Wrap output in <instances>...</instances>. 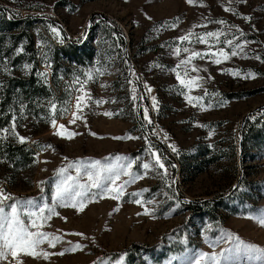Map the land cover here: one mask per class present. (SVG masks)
<instances>
[{
	"label": "rangeland",
	"instance_id": "rangeland-1",
	"mask_svg": "<svg viewBox=\"0 0 264 264\" xmlns=\"http://www.w3.org/2000/svg\"><path fill=\"white\" fill-rule=\"evenodd\" d=\"M226 7L232 11H225ZM0 8L10 18L34 20L29 31L37 52V79L53 90L31 107L20 96L16 98L11 119L0 126L8 129L0 133V146L6 142L23 145L31 157L25 165H16L1 149L0 187L17 199L51 204L60 179L58 168L73 162L68 173L75 176V161L110 163L117 155L134 161L132 171L141 176L125 187V195L118 200L96 196L81 212L57 205L60 215L46 220L41 231L62 239L54 247L46 241L39 246L37 251L48 252L47 258L19 253L16 260L20 264H180L196 251L219 253L226 245L209 247L205 239L226 237L229 232L264 249V226L250 218L264 209V0H193L191 4L187 0H0ZM218 20L226 23L220 25ZM49 24L61 30L62 42ZM105 24L120 33L124 45L117 33L103 32ZM221 29L226 36L213 48H223L228 58L221 57L220 64L207 56L192 61L200 71L192 72L189 67V76L204 80L201 87L187 93L200 101L189 103L172 72L188 54L181 51L176 56L173 50L179 46L203 53L207 45L177 38L189 31ZM225 39L232 44H225ZM241 40L247 43L231 55ZM67 42L90 58L76 63L75 58L61 54L57 88L51 59L54 46ZM24 64L13 66L5 57L0 60V94L9 79L28 77L30 70ZM5 66L10 72L3 71ZM231 70H239V75ZM64 71L67 75H62ZM81 94H86L87 107L78 111L75 100ZM50 102L57 104L55 127L50 123ZM145 107L151 124L143 121ZM73 112L82 118L76 119ZM13 116L16 133L27 138L23 143L11 134ZM57 131L75 135L67 138L56 135ZM128 135L137 138H124ZM145 136L165 158L167 175L158 169L145 174L141 167L151 159ZM169 144L177 151L172 152ZM125 179L122 176L117 183ZM80 180L87 177L81 175ZM172 180L175 183L169 186ZM136 198L155 211L145 215L143 207L133 202ZM204 202L212 215L201 209ZM69 242L85 247L63 251L71 246ZM233 259L240 264H264V257L255 255ZM16 260L9 254L0 264H16Z\"/></svg>",
	"mask_w": 264,
	"mask_h": 264
},
{
	"label": "snow or ice",
	"instance_id": "snow-or-ice-1",
	"mask_svg": "<svg viewBox=\"0 0 264 264\" xmlns=\"http://www.w3.org/2000/svg\"><path fill=\"white\" fill-rule=\"evenodd\" d=\"M189 4L193 2V0H187ZM225 11H232L231 7H226ZM245 20H250V17L244 16ZM148 19H151L148 17ZM220 25H224L226 22L223 20L215 21ZM175 27V22L172 24ZM49 30L53 33V35L57 38H61L62 42V32L59 28L49 24ZM163 27V25L161 26ZM195 27V26H194ZM234 27L239 31L238 26H230ZM241 35L243 33L241 32ZM226 36V33L223 30L216 31H205L203 33H193L189 31L188 33L181 35L177 38L179 42H188L190 44L201 43L206 44L207 49L205 52L201 53L199 51L190 49L189 47H175L173 50V54L176 56L180 55V52L183 51L188 55L179 61V63L172 68V72L176 76V80L179 85L185 90L182 92L185 95V99L189 103L199 102L200 97H193L188 95V91L193 88L201 87V84L204 80L203 77L199 75L189 76L188 69L191 67L192 72H199L200 69L192 64V61L196 58L203 59L207 56L209 59H214L216 64L221 63V57L223 59L228 58V53L225 52L223 48L218 50H214L213 45L220 43V37ZM211 38V40H210ZM236 37L233 35V40ZM38 43H40L38 41ZM225 44H232V41L225 39ZM247 41L241 40L239 43L233 46V51L231 55H237V49L242 50V45L246 44ZM162 47L164 45H161ZM22 48H17L16 52H22ZM257 59H261L260 56L256 57ZM25 70H31V64H24ZM183 69V73L181 72ZM5 73L10 72V69L5 66L3 68ZM130 74L135 75V73L130 69ZM206 71V69H205ZM233 74L239 75V70H231ZM97 72H100V69H97ZM38 75L44 77L46 73L40 72ZM255 75V74H252ZM90 76V74H89ZM79 79V78H77ZM129 84H132L133 81L129 80ZM148 92L150 93L152 90L150 87L145 85ZM83 88V85H81ZM79 91V89L77 90ZM135 92V89H132ZM90 99V97H88ZM135 100L136 97L133 96ZM142 99V97H141ZM86 94H81L76 97L75 107L76 109L82 110V108L87 107L86 104ZM193 106H196L193 104ZM203 107V105H200ZM152 107L155 109L157 107L156 98H152ZM57 109L56 103L50 102V111L52 113L50 123L53 127L56 126L57 121L55 119V112ZM67 109L65 108L64 111ZM23 106L21 107V114H23ZM63 111L61 112V115ZM105 115H110V113H105ZM72 116L76 119L82 118L77 115V112H73ZM143 121L147 124H151V119L149 116V111L145 107L143 109ZM74 122V121H70ZM142 128L145 127L144 124L141 125ZM15 116H13L12 120V130L11 134L16 136L21 143H23L27 138L24 136H20L15 131ZM64 126L60 125V129H63ZM8 129H0V133H7ZM155 133V130H153ZM56 135L58 136H66L67 138H71L75 133L73 132H65V131H57ZM95 135V133H93ZM212 135V132H209V136ZM121 137H116V139H120ZM128 139H136L137 137H133L128 135ZM164 138L167 139V134H164ZM145 142L147 144L146 152L150 156V160L142 163L141 167L144 169L145 174L149 170H161L165 175H167V167L164 162L165 158L159 154V150L151 144L148 140L147 136H145ZM43 148H50L51 145H43ZM168 147L172 150V152H176L177 149L175 145L169 144ZM139 159V158H137ZM67 160V157H65ZM154 161V163L152 162ZM134 161H130L127 157L117 155L115 159L110 163H101L100 160H92L91 162H85L82 160H77L74 162V168L76 175H70L68 173V167H73V162H69L68 167H61L56 170L57 174L60 176V179L57 181L55 185V190L52 194V203H40L37 204L34 199L29 198L27 200H20L14 198L11 194L6 193V191L0 187V260L5 259L11 254L13 260H16L19 253H25L30 256H39L43 255L45 258L48 257V252H38L37 249L39 246L45 241L50 247H54L62 237L59 235H55L50 232L41 231L43 224L46 220L50 219L53 215H60L57 211V205L60 207H71L75 209L76 212L83 211L84 207L88 203L90 199H95L96 196H110L113 200H118L122 196L125 195L124 189L125 187L134 182L137 179H140L141 176L139 173L132 171ZM84 175L87 177L86 181L81 182L80 176ZM125 176L127 179L117 183V181L121 180V177ZM40 184L43 181L38 182ZM175 181L172 180L171 184H174ZM235 187V186H234ZM133 196H139V193H133ZM11 201V203H8ZM137 205H141L143 207V212L145 215L153 213L155 210L153 208H149L144 206L142 200L140 198H136L133 200ZM187 202V201H185ZM146 203L151 204L153 201H147ZM140 213H137L139 215ZM27 218V223H25V219ZM66 219V217H63ZM252 219L257 220V222L264 226V209L258 211L256 216L250 217ZM75 235L82 236V233H75ZM205 242L209 244V247H215L217 243H224L226 247L221 248L219 253H208L203 251H196L189 258L181 259L180 264H240L239 260L233 259L234 256L238 257L241 255L244 256H257L264 257V249L258 247L255 244L246 243L241 240L238 236H234L231 232L227 233L225 236H218L214 240L205 239ZM71 244V242H69ZM85 245L76 242L75 244H71L70 247H66L63 251H76L78 249L84 248ZM63 251L60 254H63ZM188 249H185L187 252ZM16 264H20L19 260H16ZM95 264V262H94Z\"/></svg>",
	"mask_w": 264,
	"mask_h": 264
},
{
	"label": "trees",
	"instance_id": "trees-1",
	"mask_svg": "<svg viewBox=\"0 0 264 264\" xmlns=\"http://www.w3.org/2000/svg\"><path fill=\"white\" fill-rule=\"evenodd\" d=\"M1 10L2 8H0V24L4 28L0 25V60L5 57L9 59L13 66H18L22 63L32 65L26 79L11 78L2 88V94H0V126H3L11 119V111H13L16 98L20 96L22 98L21 100L26 102L28 107H31L35 106L36 101L41 97H48L53 90L51 85L44 86L39 79H37V52L33 49L34 40L32 33L29 31L32 21L34 20L30 17L10 18ZM39 21L42 22V20ZM102 30L105 33H117L121 44L124 45L122 36L116 29H112L105 24L102 26ZM17 48H22L23 51L17 53ZM61 54L66 57L75 58L76 63H81L85 56L90 58V54L84 55L83 49L68 42L65 45H55L51 62L54 64L52 81L57 88L58 81L55 80V78L57 76V63ZM62 75L67 74L64 71ZM249 127L250 126H247L245 129L247 130ZM1 149V153L7 156L16 165L23 166L26 162L31 160L29 151L23 145L15 146L6 142L1 144L0 150ZM200 206L201 209L206 208L210 215L213 214L207 203L204 202L203 205L200 204Z\"/></svg>",
	"mask_w": 264,
	"mask_h": 264
}]
</instances>
